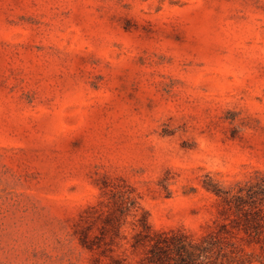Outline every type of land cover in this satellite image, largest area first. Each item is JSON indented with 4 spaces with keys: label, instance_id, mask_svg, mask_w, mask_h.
Instances as JSON below:
<instances>
[{
    "label": "rangeland",
    "instance_id": "rangeland-1",
    "mask_svg": "<svg viewBox=\"0 0 264 264\" xmlns=\"http://www.w3.org/2000/svg\"><path fill=\"white\" fill-rule=\"evenodd\" d=\"M262 181L264 0H0V264H264Z\"/></svg>",
    "mask_w": 264,
    "mask_h": 264
},
{
    "label": "trees",
    "instance_id": "trees-1",
    "mask_svg": "<svg viewBox=\"0 0 264 264\" xmlns=\"http://www.w3.org/2000/svg\"><path fill=\"white\" fill-rule=\"evenodd\" d=\"M262 182L264 186V181ZM260 187L261 185L256 186V188ZM226 193L229 198L223 196V200L230 210L232 208L235 210V213L239 210V203H245L247 200L254 201L259 195L264 196V190H237L233 195H230L229 192ZM215 194L221 197L219 192H215ZM252 222L255 223V227H259L255 220L246 219L244 224L246 226L243 229L245 232H247L246 227L253 225ZM235 223L237 224L236 221ZM227 233H229L227 225L223 224L216 235L205 238L198 243L189 242L184 236L174 233L157 234L146 253L143 264H202L203 262L211 264L208 255L220 243L221 240L218 237Z\"/></svg>",
    "mask_w": 264,
    "mask_h": 264
}]
</instances>
